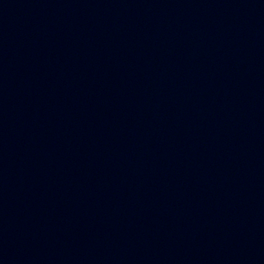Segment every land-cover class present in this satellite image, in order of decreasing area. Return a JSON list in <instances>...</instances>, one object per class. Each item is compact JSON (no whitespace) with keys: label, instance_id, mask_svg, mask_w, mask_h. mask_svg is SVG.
<instances>
[{"label":"water","instance_id":"95a60500","mask_svg":"<svg viewBox=\"0 0 264 264\" xmlns=\"http://www.w3.org/2000/svg\"><path fill=\"white\" fill-rule=\"evenodd\" d=\"M0 264H264V0H0Z\"/></svg>","mask_w":264,"mask_h":264}]
</instances>
